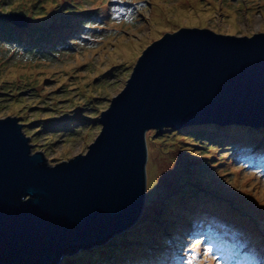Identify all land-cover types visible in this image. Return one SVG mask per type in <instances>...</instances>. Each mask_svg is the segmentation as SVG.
I'll use <instances>...</instances> for the list:
<instances>
[{
    "label": "rangeland",
    "instance_id": "1",
    "mask_svg": "<svg viewBox=\"0 0 264 264\" xmlns=\"http://www.w3.org/2000/svg\"><path fill=\"white\" fill-rule=\"evenodd\" d=\"M195 4L201 9L194 10ZM185 5L186 11L179 14L180 0H0L2 10L22 11L29 18L27 27L17 26L25 46L32 43L54 52L28 54L0 46V117L16 115L18 122H24L31 152L42 150L49 163L67 160L86 153L100 130L98 123H90L121 91L147 45L168 30L198 27L248 36L264 31V0H195L194 4L185 0ZM159 12L164 17L160 18ZM83 14L86 17L80 18ZM83 20L91 23L92 29L96 26L98 32L88 29L91 34L87 37H76L75 31L84 30L79 26ZM48 33L55 41L62 42L53 35L58 33L73 43L68 40L70 46H53ZM140 38L141 45L127 58L120 45ZM75 120L76 127L83 129L63 127ZM255 129L263 130L264 125ZM181 130L164 127L146 132V193L142 214L134 224L137 226L93 250L64 253L60 264H95L91 262L94 249L109 253L117 248L126 253L122 247H137L139 251L127 254L126 261L122 255L117 259L119 264L146 261L154 257L151 254H155V241L159 240L139 239L133 233L146 232L148 236L154 221L161 223L164 232L175 222L168 217L170 213L187 201L201 202L203 210L231 213L239 225L244 224L235 230L239 234L247 226L263 229L264 172L258 170L264 162L255 156L239 161L227 153L233 146L235 158L244 159L249 150L244 131L240 127L234 133L228 131V139L219 138L223 145L218 147L214 136L208 134L211 131L194 129L201 135ZM152 211L157 215L154 220ZM210 218L205 221L208 228H212ZM226 218H221V230L228 228L230 221ZM188 239L187 232L184 247L197 264H220L218 258L204 257L197 250L198 240L189 244ZM221 242L225 245L224 240ZM193 244L194 248L190 246ZM259 248L262 252L264 245L259 244ZM240 255L237 252L236 257Z\"/></svg>",
    "mask_w": 264,
    "mask_h": 264
},
{
    "label": "water",
    "instance_id": "2",
    "mask_svg": "<svg viewBox=\"0 0 264 264\" xmlns=\"http://www.w3.org/2000/svg\"><path fill=\"white\" fill-rule=\"evenodd\" d=\"M0 17L26 27L22 11ZM264 124V31L168 30L142 51L97 118L86 153L49 163L24 122L0 117V264H60L132 227L146 193L149 129Z\"/></svg>",
    "mask_w": 264,
    "mask_h": 264
},
{
    "label": "trees",
    "instance_id": "3",
    "mask_svg": "<svg viewBox=\"0 0 264 264\" xmlns=\"http://www.w3.org/2000/svg\"><path fill=\"white\" fill-rule=\"evenodd\" d=\"M59 9H61V8H59ZM0 11L5 12V10H2L1 8H0ZM79 17L80 18L81 17L84 18V17H86V14L85 15L83 14V15H81ZM83 25L87 26V22H85V20H83V21H81L79 23V26H83ZM76 28L77 27L70 28V29L76 30ZM36 31L37 30H35L34 32H36ZM75 33H79V32L75 31ZM46 35L48 37H50L51 41H53V46H55V45H61V46L69 45L67 43V38L68 37L64 38L63 34H58V33L57 34H53L55 36L57 35L56 36L57 39L62 40V42L55 41L53 38H51L50 33H48ZM22 41L23 40L20 37V34H19L17 26L12 24L10 21L0 17V46H3L5 48H7V49H11V50H13L15 52L19 51L21 53H28V54H31V53H45V54L51 53L50 55L54 54L52 49L49 48V47H47V50H46L45 48H43L41 46H37L36 44H32V43H29V45L25 46L22 43ZM72 41H70V42L73 43ZM71 45H73V44H71ZM77 123H78V121L75 120V121H73L72 124L71 123L70 124L65 123L63 125V127L65 129H68L70 126H72L77 131H79V129H83L82 126L80 128H77L76 125H75ZM95 123H97V120L92 122V123H90V124L93 125ZM197 128H199L201 131H204V130L207 131L208 130V131H211V132L215 133V135H214V138L216 136L215 145L218 146V147L221 146V144H219L220 142L218 140L219 138L221 139V136H222V134H220L221 130H224L226 133L228 131L229 132L233 131V133H234V131H235L234 126H230V127L222 126V127H219V126H207V124H203V125H200V126L199 125H189V126H184L183 128H180V129H182L181 132L185 129L187 131H192L193 133L201 134L200 132H195L194 129H197ZM244 133H246V131ZM233 135L237 136V134H233ZM245 140H249V139L246 138ZM210 144L214 145V143H210ZM178 205H179V207L176 210H174L172 213H170V215L168 216L170 218H174L175 219L174 220L175 221L174 224L172 226H170V227H167L164 232H163V228L161 226V223L158 222V221H154L155 224L151 225L150 229H149L150 232H149L148 236H150V237L147 236L146 232H134L133 233L134 235H139V236H137V238L148 240V241H150V240L152 241L153 237H156L159 240V242L155 241V242H157L156 245H155V247H156L155 254H154L155 257L149 256L146 259V261L145 260H141L139 262L138 261L132 262L131 264H146V262L147 263H152L154 259H156V262L158 264H170V262H166V261H168L166 256L168 257V259L170 261L171 258L174 255L177 254L179 249L184 247V244L182 243L183 242L182 240L184 239L185 234L187 232L189 234L192 233V229L191 228L195 225V222L196 223L198 222L200 225H204L203 226L204 231H207V230H205V227H207L206 226V222H205L207 217H211L210 220H212L213 218H220V219L221 218H225V219H227L226 218L227 216H224L225 212L212 210V209L203 210L202 207H201V202L194 203V202H191V201H187V202H183L182 204H178ZM203 212H207L208 215H205ZM152 215H154L152 217L153 218L152 220H154L155 219L154 217L157 216L156 212L152 211L151 212V216ZM182 215H183V217H182ZM228 215H229V213H228ZM180 217H182V218H180ZM231 223L237 225V220L236 219H231ZM137 224L135 226H137ZM211 225H212V223H211ZM242 225H243V223H242ZM135 226L133 225L130 228V231L133 230ZM197 240H198V243L200 244V246L202 247V249H205L206 240H204L203 237H199ZM252 241L255 242L254 236H252ZM113 248H115V247L113 246ZM122 248L125 249L126 253H120V250L117 249V248H115L113 252H111V250H110L109 253H105L104 250L101 251L99 249H94V254H93L91 262L95 263V264H112V262H113V264L114 263L119 264L117 259L119 257H121L122 255H124L123 258H124V261H126L125 258L127 257V254L128 255H133V253L135 251H139V249L137 247H132V248L122 247ZM114 254H117L118 257H116ZM163 258H165V261L163 260ZM156 262H153L152 264H157Z\"/></svg>",
    "mask_w": 264,
    "mask_h": 264
},
{
    "label": "bare ground",
    "instance_id": "4",
    "mask_svg": "<svg viewBox=\"0 0 264 264\" xmlns=\"http://www.w3.org/2000/svg\"><path fill=\"white\" fill-rule=\"evenodd\" d=\"M165 1V0H164ZM194 1L195 0H190V2L192 3V4H194ZM185 0H180V8L182 9V12L181 11H179L178 13L179 14H184V12L186 11V6L188 7V5H185ZM183 7V8H182ZM193 9L194 10H200L201 9V7L198 5V4H195V5H193ZM206 10H211L210 8H208V9H206ZM168 13V12H167ZM163 15H165L164 13H162V12H159L158 13V16L161 18V17H164ZM127 41H129V39L127 40ZM139 42V43H138ZM141 43H142V38H140V39H138V40H135L134 42H128V43H126L125 45H120V48L122 47L125 51H126V53H127V55H129V56H127V58H129L131 55H133V51L135 50H137V48L139 47L138 45H141ZM115 54V53H114ZM123 55H125V53L123 54ZM212 121H207L206 122V124H208V123H211ZM188 126V125H187ZM200 126V125H199ZM167 127H171V126H167ZM184 127V126H183ZM183 127H181V128H183ZM164 128V127H163ZM255 128H257V127H250V128H248V131H247V134H248V136H249V143L251 144V146H252V148H254L255 146H257L258 145V139L259 138H257L256 139V136H255V134L258 132V131H264V129L263 130H258V129H255ZM209 135H211V134H209ZM262 137H264V134H263V136ZM154 185V184H153ZM204 228H202V230H203ZM234 230V229H233ZM233 230H231V229H225V232H232ZM246 231V230H245ZM248 231H250V229L249 230H247L246 231V233H247V237H248V239H249V242L250 243H252V244H254V242L252 241V237L250 236V234L248 233ZM205 250H206V252L207 253H205L204 254V257H207V258H210L211 256L212 257H214L215 256V252H214V249H213V247H209V246H207L206 245V247H205ZM210 253V256L208 257V254ZM262 256L264 257V255L262 254Z\"/></svg>",
    "mask_w": 264,
    "mask_h": 264
},
{
    "label": "clouds",
    "instance_id": "5",
    "mask_svg": "<svg viewBox=\"0 0 264 264\" xmlns=\"http://www.w3.org/2000/svg\"><path fill=\"white\" fill-rule=\"evenodd\" d=\"M99 19V18H98ZM97 20V19H96ZM95 23H98V22H94V26L95 25H97V24H95ZM29 24V23H28ZM27 24V25H28ZM89 25H91V23H88L87 22V26H85V25H83V26H81L82 27V29L83 28H87L88 29V26ZM95 29H97L96 28V26L94 27ZM96 32H98V29L96 30ZM85 33H88V30H86V32ZM68 37V36H67ZM87 37V36H86ZM70 38L68 37L67 38V43H68V40H69ZM70 41V40H69ZM69 45H70V43H68ZM69 45H67V46H69ZM201 124H206V122H202V123H198V124H192V125H201ZM209 125H207V126H219V127H222V126H228V127H230V126H234V128L236 129L237 127H240L242 130L243 129H245V131H246V134H247V131H248V128H250V127H258L259 125H264V124H251V123H239V122H232V123H217V122H211V123H208ZM189 126V125H188ZM180 129V128H179ZM208 134H211V135H215V133H208ZM220 134H222V136L221 137H224V136H226L227 134H226V132L224 131V130H221L220 131ZM248 135V134H247ZM215 138H216V136H215ZM225 138V137H224ZM220 144V143H219ZM131 228V227H130ZM129 228V229H130Z\"/></svg>",
    "mask_w": 264,
    "mask_h": 264
}]
</instances>
